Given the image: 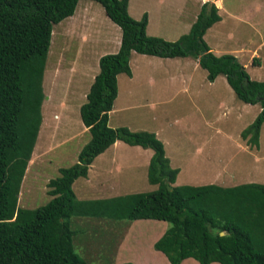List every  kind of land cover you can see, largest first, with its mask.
<instances>
[{
  "label": "trees",
  "instance_id": "1",
  "mask_svg": "<svg viewBox=\"0 0 264 264\" xmlns=\"http://www.w3.org/2000/svg\"><path fill=\"white\" fill-rule=\"evenodd\" d=\"M80 0H0V264H87L75 252L69 220H151L169 226L153 243L169 264L193 259L198 264H264V184L256 181L222 187L180 185L153 134L107 127L117 95V76L131 77L129 56L193 58L213 82L224 76L235 97L259 112L240 133L257 147L264 121V81L253 80L232 54L215 56L203 35L219 21L213 4L203 3L186 34L169 42L146 35L147 16L135 21L128 0H88L100 5L120 31L118 51L98 59V72L78 108L89 139L76 160L46 181L50 199L34 209L18 205L25 168L40 122L39 105L52 26L73 15ZM255 58L251 61L253 66ZM150 150L148 184L156 190L104 200H76L72 183L85 177L93 158L114 142ZM222 233V235H220ZM130 264V263H127Z\"/></svg>",
  "mask_w": 264,
  "mask_h": 264
},
{
  "label": "rangeland",
  "instance_id": "2",
  "mask_svg": "<svg viewBox=\"0 0 264 264\" xmlns=\"http://www.w3.org/2000/svg\"><path fill=\"white\" fill-rule=\"evenodd\" d=\"M195 2L129 0L127 13L135 21L145 13L149 18L147 35L173 42L187 33L198 14L201 5L198 7ZM207 3L214 5L221 19L206 31L204 42L215 47V40L226 32L225 41L218 42V50L223 53L224 47L228 54H235L251 79L264 81V0ZM119 39V29L100 5L88 0L78 1L72 17L52 26L42 81L40 122L18 196L20 207L34 209L44 205L50 199L46 181L57 177L59 168L73 164L78 150L88 141L78 107L97 73V59L112 54ZM253 57L258 66L251 64ZM192 62L196 63L189 57L185 61L161 60L134 53L129 60L134 77L129 80L125 75L117 76V97L108 114V126L149 134L156 130L157 138L153 136L161 142L169 167L179 171L175 186L207 182L221 186L226 181L230 186L248 179L264 184V121L257 147L248 144L247 137H240L258 114L259 105L240 102L222 75L208 82L201 68L192 70ZM109 151L92 160L86 176L74 181L76 200L96 201L156 190L146 180L149 161L144 156L150 151L124 145ZM101 170L106 172L99 176ZM91 180L102 187L94 188ZM116 181L125 186L110 194L109 190L119 185ZM111 182H115L114 186L106 185ZM78 187L90 197L80 199ZM69 224L75 232L74 250L87 264H169L153 249V243L169 226L166 222L117 223L72 215ZM192 262L196 261L187 259L181 264Z\"/></svg>",
  "mask_w": 264,
  "mask_h": 264
},
{
  "label": "crops",
  "instance_id": "3",
  "mask_svg": "<svg viewBox=\"0 0 264 264\" xmlns=\"http://www.w3.org/2000/svg\"><path fill=\"white\" fill-rule=\"evenodd\" d=\"M208 0H197V2H195V3H197L196 5L199 7V5H202L203 3H205V2H207ZM128 3H129V0H128ZM157 4H159V2L157 3ZM197 7V8H198ZM128 14V13H127ZM147 16V15H146ZM72 17V16H71ZM70 18V17H69ZM220 19H221V17H220ZM148 20H149V18H148V16H147V24H148ZM220 21V20H219ZM218 21V22H219ZM217 23V22H216ZM216 23H214V24H216ZM213 24V25H214ZM190 27V26H189ZM212 28V26L209 28V29H207L208 31L210 30ZM188 29L189 28H187V31H188ZM145 32H146V35H147V25H146V29H145ZM206 33V32H205ZM225 34H226V32L224 33V35H222V37L221 38H218V39H216L215 40V43H216V41H217V44H216V46L215 47H211L210 45H208V44H206L207 46H208V48H209V51L212 53V54H214L215 56H219V55H222V54H228V52H226V49L224 48V47H221V49H223V50H225L223 53H221L219 50H218V42H219V40L220 39H222L223 41H225ZM205 35V34H204ZM203 35V36H204ZM227 37V36H226ZM203 38V37H202ZM119 41H120V39H119ZM118 45L113 49V47H112V49L114 50L113 51V53L112 54H115L117 51H118V47H119V42L117 43ZM228 48V47H227ZM111 54V55H112ZM134 54V52H131V54H130V56H129V60L131 59V56ZM110 55V54H109ZM102 56V55H101ZM140 56H142V57H150V56H145V55H140ZM135 57H137V56H135ZM234 57L236 58L237 56L234 54ZM258 57H259V55H258ZM152 58H155V57H152ZM238 58V57H237ZM99 59V58H98ZM98 59H97V61H98ZM173 59H182V60H187V57L186 58H173ZM161 60H163V59H161ZM165 60H167V59H165ZM194 60V59H193ZM196 61V60H195ZM193 63V65L194 66H192V70L194 71V69L195 68H197V67H199L198 66V64H196L197 63V61H196V63L195 62H192ZM128 64H129V62H128ZM130 68V67H129ZM204 71V70H203ZM94 72H95V70H94ZM94 72L92 73V74H94ZM97 72H98V70H97ZM130 72H131V77L130 78H128L129 80H131L133 77H134V74H133V72H132V70H131V68H130ZM192 72V71H191ZM205 72V71H204ZM97 74V73H96ZM94 77V76H93ZM93 81V80H92ZM92 81H89V84H91V82ZM89 86L90 85H88V88H89ZM88 90V89H87ZM113 103V102H112ZM247 105V104H246ZM112 108V107H111ZM111 112V111H110ZM109 112V113H110ZM108 113V114H109ZM109 116V115H108ZM108 119H109V117H108ZM237 118H235L234 120H236ZM107 125H108V120H107ZM109 127V126H108ZM112 128H118V127H112ZM151 133H153L155 136H156V134L155 133H157V131L156 130H153V131H151ZM159 134V133H158ZM156 138H157V136H156ZM159 139V138H158ZM117 145H120V146H122V145H124V144H122L121 142H114L108 149H106L102 154H100V155H98L97 157H95V158H93V160L95 161V159L97 160L98 158H100L104 153H107V152H110L109 150H111L112 149V147H114V146H117ZM124 146H126V145H124ZM128 147V146H127ZM163 147V146H162ZM130 148H133V147H130ZM136 148H138V147H136ZM127 149V148H126ZM139 149H141V148H139ZM127 150H132V151H134V152H138L139 154L141 153L140 151H136V150H133V149H127ZM142 151H146V150H143V149H141ZM148 151H150V150H148ZM164 151V150H163ZM151 152V151H150ZM150 152H147L146 153V155L144 156L145 157V159L147 160L148 159V161H149V159H150V156H151V153ZM142 156V155H141ZM91 164H92V161H91V163L89 164L90 166H91ZM113 164H114V162H113ZM87 171H90V169L88 168V170ZM104 172H106V171H104V170H101V172L99 173V176H100V174L101 173H104ZM179 172V171H178ZM95 173V172H94ZM93 173V174H94ZM112 174H115V173H112ZM179 174V173H178ZM177 174V175H178ZM233 174V173H232ZM230 175V174H229ZM234 175V174H233ZM177 178V177H176ZM78 179V178H77ZM251 180H256V179H248V180H244L243 181V183H250V182H254V181H251ZM75 181V180H74ZM230 182V181H229ZM257 182V181H256ZM74 183V182H73ZM72 183V184H73ZM116 183H118L119 185H117V187H115L113 190L111 189V190H109L110 191V194H112V192H114V191H117V189L118 190H120L121 188H123L124 186H125V183L124 184H120V181H116ZM210 183H212V182H207L206 184H210ZM227 183H228V181H226L225 183H221L222 185V187H228L229 185H227ZM95 184V181H92L91 180V186H93ZM114 184H115V182H111L110 184H107L106 183V185L107 186H114ZM214 184V183H213ZM100 184H98V183H96L95 185H94V188H97L98 186H99ZM216 185H218V184H216ZM234 185H236V184H234ZM218 186H220V185H218ZM230 186H233V185H230ZM71 187H72V185H71ZM99 187H102V185L101 186H99ZM79 189V187L77 188V195L80 197V199H84L85 197H90V196H85V195H88V194H86L87 193V191L86 190H83V189H81V190H78ZM93 190H95V189H93ZM75 194V193H74ZM110 198H113V197H110ZM94 198H90L89 200H93ZM99 199V198H98ZM109 199V198H108ZM96 200V199H95ZM160 253V252H159ZM162 255V254H161ZM187 260V259H186ZM185 261V260H184ZM183 262V261H182ZM181 262V263H182ZM192 264H198L197 262H192ZM211 264H214V263H211Z\"/></svg>",
  "mask_w": 264,
  "mask_h": 264
},
{
  "label": "clouds",
  "instance_id": "4",
  "mask_svg": "<svg viewBox=\"0 0 264 264\" xmlns=\"http://www.w3.org/2000/svg\"><path fill=\"white\" fill-rule=\"evenodd\" d=\"M209 1H211V0H209ZM213 1H214V0H213ZM217 15H218V10H217ZM218 16H219V15H218ZM66 19H67V18H66ZM64 20H65V19H64ZM219 20H220V16H219ZM62 21H63V20H62ZM253 58H254V57H253ZM253 58H252V59H253ZM252 59H251V60H252ZM255 59H256V58H255ZM126 77H127V76H126ZM128 78H129V77H128ZM91 83H92V82H91ZM90 85H91V84H90ZM89 87H90V86H89ZM88 90H89V88H88ZM87 92H88V91H87ZM85 96H86V95H85ZM116 97H117V95H116ZM85 98H86V97H85ZM85 98H84V102H85ZM115 99H116V98H115ZM115 99H114V101H115ZM84 102H83V103H84ZM112 102H113V101H112ZM81 104H82V103H81ZM81 104H80V105H81ZM80 105H79V106H80ZM111 107H112V103H111ZM111 107H110V111H111ZM78 108H79V107H78ZM110 111H109V112H110ZM109 112H108V113H109ZM108 113H107V120H108ZM78 117H79V115H78ZM79 120H80V119H79ZM80 123H81V122H80ZM82 126H83V125H82ZM107 127H108V125H107ZM83 128L86 129L84 126H83ZM109 128H110V127H109ZM127 130H128V129H127ZM86 131H87V130H86ZM138 132H141V131H138ZM116 142H117V141H116Z\"/></svg>",
  "mask_w": 264,
  "mask_h": 264
},
{
  "label": "bare ground",
  "instance_id": "5",
  "mask_svg": "<svg viewBox=\"0 0 264 264\" xmlns=\"http://www.w3.org/2000/svg\"><path fill=\"white\" fill-rule=\"evenodd\" d=\"M214 1L219 2V0H214Z\"/></svg>",
  "mask_w": 264,
  "mask_h": 264
},
{
  "label": "water",
  "instance_id": "6",
  "mask_svg": "<svg viewBox=\"0 0 264 264\" xmlns=\"http://www.w3.org/2000/svg\"><path fill=\"white\" fill-rule=\"evenodd\" d=\"M211 1H213V0H211ZM220 235H222V233H220Z\"/></svg>",
  "mask_w": 264,
  "mask_h": 264
}]
</instances>
